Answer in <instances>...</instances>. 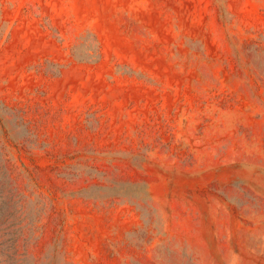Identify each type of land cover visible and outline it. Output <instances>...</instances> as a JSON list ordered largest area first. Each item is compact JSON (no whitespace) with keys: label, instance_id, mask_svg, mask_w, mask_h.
I'll list each match as a JSON object with an SVG mask.
<instances>
[{"label":"rangeland","instance_id":"374dc122","mask_svg":"<svg viewBox=\"0 0 264 264\" xmlns=\"http://www.w3.org/2000/svg\"><path fill=\"white\" fill-rule=\"evenodd\" d=\"M0 264H264V0H0Z\"/></svg>","mask_w":264,"mask_h":264}]
</instances>
